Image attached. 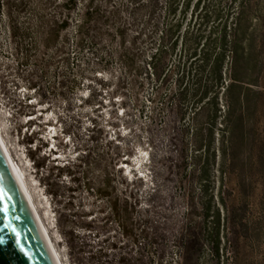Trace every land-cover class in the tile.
<instances>
[{"label": "rangeland", "instance_id": "1", "mask_svg": "<svg viewBox=\"0 0 264 264\" xmlns=\"http://www.w3.org/2000/svg\"><path fill=\"white\" fill-rule=\"evenodd\" d=\"M227 1L228 7L229 1L235 4ZM136 2L96 0L109 17L102 20L99 54L84 50L82 57L75 56L70 40L65 72L72 78L79 66L81 87L63 91L37 77L31 66L17 65L5 10L0 9V133L62 264H264V119L254 109L245 118L244 140L224 168L222 182V116L214 123L205 112L197 116L200 126L213 124L214 133L209 154L196 155L194 109L166 103L175 83L163 89L162 102L151 101L156 92L147 77L152 50L138 36L145 12ZM256 16L264 20V0ZM124 50L135 55L142 68L137 83L119 60ZM119 151L122 157L115 167L111 159ZM98 155L103 161L92 170L85 163L79 170L70 169L74 175L59 169L78 164L82 157L92 162ZM196 156H209L206 192ZM32 157L45 165L53 187L39 181ZM85 177H111L119 193L133 194L127 206L130 220L139 223L136 233L145 230L154 238L152 247L142 237L122 234L107 199L91 193ZM118 207H126L123 200ZM215 208L222 219L219 256L206 219ZM57 211L70 233L66 239L58 232ZM140 254L142 260L135 261Z\"/></svg>", "mask_w": 264, "mask_h": 264}, {"label": "trees", "instance_id": "2", "mask_svg": "<svg viewBox=\"0 0 264 264\" xmlns=\"http://www.w3.org/2000/svg\"><path fill=\"white\" fill-rule=\"evenodd\" d=\"M192 1L139 0L135 5L145 15L138 36L145 47L152 50L147 77L155 83L156 92L151 101L162 102L161 92L172 81L175 90L169 92L167 105L177 103L194 109L191 129L198 152L196 155L209 154L214 133L213 124L204 128L196 122L197 116L205 112L211 123L219 115L222 116L219 151L222 158L220 179L223 182L224 168L233 161V153L244 140L245 118L254 109V114L264 119V87L261 86L264 75V20L256 16L257 7L263 0H235V4L229 1L230 7L227 0ZM3 8L17 65L31 66L37 77L49 79L54 90L79 89V77L82 75L79 66L72 78H68L65 72L69 61L68 45L72 39L75 56L78 57H82L84 50L91 56L99 54L102 20H109V17L96 0H0V9ZM88 60L84 58V61ZM119 60L137 83L142 68L137 64L136 56L124 50ZM29 85L39 87L38 83ZM262 151L264 164V149ZM121 157L119 151L111 159L115 167ZM200 157H195L196 171L206 192L210 160L209 156L205 159ZM211 158L214 161V156ZM32 159L39 181L46 188L53 187L45 165ZM76 161L78 164L64 165L59 169L66 168L69 175H74L70 169L79 170L85 163L88 170H92L100 165L103 158L98 155L92 162L86 163L83 157ZM85 173L82 171V174ZM85 178V185L91 193L107 199L111 216L122 234L134 240L142 237L147 241L146 245L152 247L154 238L145 230L136 233L139 223L134 224L130 220L127 206L128 200L134 199L133 194L119 193L111 177L103 180ZM48 193L56 196L52 190ZM121 200L126 206L124 209L118 207ZM220 203L226 207L223 200ZM212 212L213 216H209L208 211L206 219L210 221L212 243L219 256L222 219L219 208ZM56 215L59 235L66 239L70 233L61 222V212L57 211ZM196 238L194 241H197ZM194 241L190 240L189 244ZM151 253L149 251V261L153 262ZM139 256L135 261L139 262L144 257L143 254Z\"/></svg>", "mask_w": 264, "mask_h": 264}, {"label": "water", "instance_id": "3", "mask_svg": "<svg viewBox=\"0 0 264 264\" xmlns=\"http://www.w3.org/2000/svg\"><path fill=\"white\" fill-rule=\"evenodd\" d=\"M0 264H57L0 146Z\"/></svg>", "mask_w": 264, "mask_h": 264}, {"label": "bare ground", "instance_id": "4", "mask_svg": "<svg viewBox=\"0 0 264 264\" xmlns=\"http://www.w3.org/2000/svg\"><path fill=\"white\" fill-rule=\"evenodd\" d=\"M0 146H1V148L3 149V151L5 153V156L7 158V162L9 163V166H10V168H11V170H12V172H13V174H14V176H15V178H16V180H17V182H18V184H19V186H20V188H21V190H22L27 202H28L29 207L31 208V210H32V212H33V214H34V216L36 218V221H37L39 227H40L41 231L43 232V234H44V236H45V238H46V240H47V242L49 244V247H50L51 252H52V254H53L54 258H55L56 263L57 264H62V261H61V259L59 257V254H58L55 246L53 245L52 240H51V238H50V236L48 234V230L46 229L45 225L43 224L42 219L40 218V216H39V214L37 212V209L35 208V205H34V202H33L32 198H31V195H30V193L27 190L25 182H24V180L22 179V177L20 175V171H19L17 165L14 164V161L12 160V157H11L9 151L7 150L6 146L4 145L1 133H0Z\"/></svg>", "mask_w": 264, "mask_h": 264}, {"label": "snow or ice", "instance_id": "5", "mask_svg": "<svg viewBox=\"0 0 264 264\" xmlns=\"http://www.w3.org/2000/svg\"><path fill=\"white\" fill-rule=\"evenodd\" d=\"M4 241L2 239H0V244H2Z\"/></svg>", "mask_w": 264, "mask_h": 264}]
</instances>
